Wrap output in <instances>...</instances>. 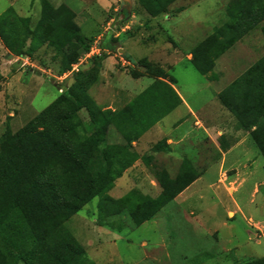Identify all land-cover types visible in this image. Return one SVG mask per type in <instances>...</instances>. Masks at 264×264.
<instances>
[{"label": "rangeland", "instance_id": "1", "mask_svg": "<svg viewBox=\"0 0 264 264\" xmlns=\"http://www.w3.org/2000/svg\"><path fill=\"white\" fill-rule=\"evenodd\" d=\"M47 1L74 11L75 22L90 46L102 47L107 37L115 50L102 48L84 63L80 74L63 78L53 49L42 46L33 53L35 67H22V61L7 52L0 39V138L8 130L25 127L97 66V80L88 95L103 109L123 108L158 79L157 72L149 74L140 64L143 59L164 70L166 81L175 80L184 99L177 93L183 106L174 115L180 119L175 127L168 128L172 119L164 120L165 126L162 119L132 141L138 159L108 192L94 197L64 222L87 258L94 264H243L264 257V158L250 132L237 128L235 116L219 100L230 83L264 56L260 28L240 39L203 76L192 66L190 53L225 23L231 0H178L156 18L147 14L141 0ZM9 9L28 18L29 26L35 28L42 0H0V16ZM80 116L91 133L86 111ZM209 126L213 127L211 134L205 132ZM108 138L112 145L127 144L115 129ZM169 138L183 139L178 146L180 158L170 155L172 148L171 152H153L155 145L165 147ZM145 157L150 158L149 165ZM185 159L199 177L154 218L135 226L128 211L114 214L110 207L104 212L106 224L101 222L99 210L107 200L122 199L133 189L157 197L162 189L156 170L165 169L174 178ZM102 164L99 161L91 173L99 174ZM254 223L262 228L260 238L250 236V232L257 233ZM214 231L219 232L218 241L212 236Z\"/></svg>", "mask_w": 264, "mask_h": 264}, {"label": "trees", "instance_id": "2", "mask_svg": "<svg viewBox=\"0 0 264 264\" xmlns=\"http://www.w3.org/2000/svg\"><path fill=\"white\" fill-rule=\"evenodd\" d=\"M176 1L141 3L147 14L156 18L167 13ZM258 27L264 36V0H231L225 23L192 49V66L203 76L209 74L218 58ZM0 39L12 56L20 58L33 59V53L42 46L53 49L63 75L92 47L75 22L74 11L66 5L54 7L47 0H42V14L35 28L13 9L3 13ZM107 39L101 44L103 51L115 50ZM140 64L149 74L157 72L158 79L123 108L103 109L88 95L97 80V66L25 127L16 132L8 130L0 138V264H94L64 228V222L94 197L110 190L139 157L132 152L131 142L182 103L172 86L175 80L166 81L164 70L148 59L140 60ZM81 71L82 67L72 74ZM219 100L235 116L237 128L250 132L264 158V56L230 83ZM83 110L89 116L91 133L81 119ZM111 129L127 144H110ZM165 145H155L152 150L170 152ZM149 159L143 161L149 165ZM99 161L103 167L93 175L91 168ZM156 171L162 189L157 197L133 189L122 199L108 198L99 210L101 222L106 224L104 212L112 207L114 214L128 211L134 225L141 226L200 175L189 159L182 162L174 178L165 169ZM243 264H264V257Z\"/></svg>", "mask_w": 264, "mask_h": 264}, {"label": "crops", "instance_id": "3", "mask_svg": "<svg viewBox=\"0 0 264 264\" xmlns=\"http://www.w3.org/2000/svg\"><path fill=\"white\" fill-rule=\"evenodd\" d=\"M6 49V48H5ZM7 50V49H6ZM8 52V51H7ZM191 55V54H190ZM15 59V58H14ZM14 59H11V61L12 60H14ZM18 59L20 60V61H22V67H25V65H30V66H33V67H35V64L31 61V58H29V57H24V58H20V57H18ZM153 60V59H152ZM21 67V68H22ZM173 86V88L175 89V91L178 93V94H180V92L176 89V87H175V84L174 85H172ZM180 96L182 97V95L180 94ZM182 99H183V97H182ZM184 100V99H183ZM183 105L181 104V105H179V107L178 108H176L173 112H171L169 115H167L166 117H164L163 118V121H162V123H164L163 125L165 126V121H167V122H169L171 119H172V121H171V123L170 124H168V128L169 129H173V127H175V125L177 124V122L180 120V119H177V118H174V115L175 114H177L178 113V111H179V109L182 107ZM190 109V108H189ZM181 110V109H180ZM165 120V121H164ZM163 126V127H164ZM207 128V130L205 129V132H207L208 134H211V132L213 131V127L212 126H209V127H206ZM211 137V139L214 141L215 139H214V136L212 137V136H210ZM182 142H183V139H178V140H176V139H172V138H169V140H168V144H169V147L170 148H172L173 149V151L170 153V155L172 156V155H174L175 156V158H180L179 157V155H181V151H179V149H178V146L180 147V145L182 144ZM192 187V184L188 187V188H186L183 192H181L175 199H174V201L175 200H177L179 197H181L187 190H189L190 188ZM229 209V208H228ZM228 209H227V214H230V211H228ZM235 215H236V211L234 210V217H230L231 219H234L235 218ZM226 223H224V225H225ZM252 227H255L256 228V230H257V233H251L250 232V236H251V238L252 239H256V238H260V236L262 235L263 236V234H262V228H261V226L258 224V223H254L253 225H252ZM218 234H219V232H217V231H214L213 233H212V236H213V238H215V239H217V241L219 240V237H218ZM214 235H216V236H214ZM260 241L258 240V243H259ZM143 244H146V242H143ZM229 252H230V250H229ZM260 258H262V257H260Z\"/></svg>", "mask_w": 264, "mask_h": 264}, {"label": "built area", "instance_id": "4", "mask_svg": "<svg viewBox=\"0 0 264 264\" xmlns=\"http://www.w3.org/2000/svg\"><path fill=\"white\" fill-rule=\"evenodd\" d=\"M101 52H102V47L92 46L91 49L89 50V52L85 53L84 56L79 59L78 63L74 64L72 66V69L70 71H68L67 73H65L64 75H62L61 77L66 78L68 75H70L72 73L79 72L80 68L84 65V63L88 59L99 55Z\"/></svg>", "mask_w": 264, "mask_h": 264}]
</instances>
